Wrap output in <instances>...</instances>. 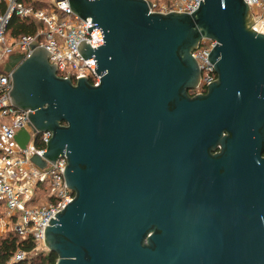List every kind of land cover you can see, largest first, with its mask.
I'll list each match as a JSON object with an SVG mask.
<instances>
[{
  "label": "water",
  "instance_id": "obj_1",
  "mask_svg": "<svg viewBox=\"0 0 264 264\" xmlns=\"http://www.w3.org/2000/svg\"><path fill=\"white\" fill-rule=\"evenodd\" d=\"M68 3L101 31L102 46H77L99 84L58 77L36 43L5 66L13 105L51 134L44 159L67 158L74 196L43 238L56 264H264V34L247 4L161 14L147 0ZM202 39L216 43L217 78L191 96Z\"/></svg>",
  "mask_w": 264,
  "mask_h": 264
},
{
  "label": "built area",
  "instance_id": "obj_2",
  "mask_svg": "<svg viewBox=\"0 0 264 264\" xmlns=\"http://www.w3.org/2000/svg\"><path fill=\"white\" fill-rule=\"evenodd\" d=\"M250 9L254 24L252 29L264 34V0H243ZM200 0H164L162 4H151L150 12L161 14L193 13ZM38 6H40L38 8ZM17 17L22 22L39 23L34 34L14 37L9 29L10 20ZM93 27L91 19L82 20L70 9L68 0H0V202L2 216L6 221L0 236L13 230L22 239L32 235L38 249H46L43 244L44 229L63 207L72 201L74 194L64 183L63 170L67 165L65 153L55 160V164L44 159L46 145L51 137L49 132H36L27 117L29 111L17 109L10 98L12 72L5 66L12 55L29 57L31 45L44 48L49 55V63L56 67V75L70 78L72 83L85 77L93 86L99 84L101 76L94 71V57L84 60L77 50L80 42L91 49L103 45L101 31ZM215 42L202 39L192 53L200 69V81L192 95L206 92L210 83L217 78L213 65L208 61ZM191 95V96H192ZM24 130L29 135L25 148L16 141V135ZM38 156L46 162L39 168L32 162ZM36 189L44 193L47 201L28 207L37 200ZM25 256L18 253L11 261H19Z\"/></svg>",
  "mask_w": 264,
  "mask_h": 264
},
{
  "label": "trees",
  "instance_id": "obj_3",
  "mask_svg": "<svg viewBox=\"0 0 264 264\" xmlns=\"http://www.w3.org/2000/svg\"><path fill=\"white\" fill-rule=\"evenodd\" d=\"M39 25L34 21L27 23L20 21L17 17H12L9 29L14 37H18L34 34ZM2 209V202H0V217L2 216ZM18 253H24L25 256L19 261H11ZM56 260L55 253L38 250V244L32 235L22 239L13 230H9L6 235L0 237V264H56Z\"/></svg>",
  "mask_w": 264,
  "mask_h": 264
},
{
  "label": "rangeland",
  "instance_id": "obj_4",
  "mask_svg": "<svg viewBox=\"0 0 264 264\" xmlns=\"http://www.w3.org/2000/svg\"><path fill=\"white\" fill-rule=\"evenodd\" d=\"M149 1L151 4H162L164 0H147ZM40 6H38L39 8ZM36 193L38 194L37 200H32L31 202L28 203V207H32L34 205H39L41 201H47L46 200V196L44 193H41L39 189H36ZM3 237V236H0ZM39 251H42L40 249H38ZM43 251L47 252V249H44Z\"/></svg>",
  "mask_w": 264,
  "mask_h": 264
},
{
  "label": "bare ground",
  "instance_id": "obj_5",
  "mask_svg": "<svg viewBox=\"0 0 264 264\" xmlns=\"http://www.w3.org/2000/svg\"><path fill=\"white\" fill-rule=\"evenodd\" d=\"M6 223V221H0V230H2L3 229V227H4V224Z\"/></svg>",
  "mask_w": 264,
  "mask_h": 264
}]
</instances>
